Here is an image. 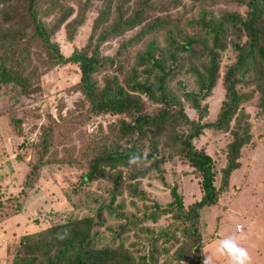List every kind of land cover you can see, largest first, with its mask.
<instances>
[{"label":"trees","instance_id":"1","mask_svg":"<svg viewBox=\"0 0 264 264\" xmlns=\"http://www.w3.org/2000/svg\"><path fill=\"white\" fill-rule=\"evenodd\" d=\"M53 70L76 76L61 91L78 97L66 107L56 96L54 114L44 110L45 122L29 128L34 138L19 147L32 157L15 195L0 193V219L9 207L20 212L53 166L71 172V207L44 213L45 226L19 236L8 263L157 264L172 253L202 264L203 212L228 191L253 123L264 142V0H0L7 101L35 99ZM246 106L251 119L237 117ZM219 134L229 140L216 168L206 148ZM130 153L146 160L129 165ZM182 177L199 192L188 203ZM95 181L101 192L86 188Z\"/></svg>","mask_w":264,"mask_h":264},{"label":"rangeland","instance_id":"2","mask_svg":"<svg viewBox=\"0 0 264 264\" xmlns=\"http://www.w3.org/2000/svg\"><path fill=\"white\" fill-rule=\"evenodd\" d=\"M62 47L67 49L63 43L61 34L57 37ZM81 39V36H79ZM76 76L63 70H53L44 75L40 81L43 93L33 95L35 99L19 101L13 105L7 101V89H0V193L1 200L9 197L19 190L20 182L26 170V161L32 157L30 148L19 147L24 140L34 138V132H29L32 125L45 122L42 112L47 110L54 114L56 96L65 101L66 107L72 106L78 94H64L63 86L72 83ZM221 98V90L216 87L213 95L207 99L210 116L218 107ZM31 112V114H28ZM253 109L246 106L237 113V117L244 114L251 119ZM33 114V115H32ZM38 117H36V116ZM11 117L21 120V130L18 132L16 126L9 121ZM256 123L252 124V143L241 151L239 158L240 167L233 171L229 178L228 191L219 197L217 204L203 212V255H211L214 264H230L226 255L218 252L219 241L224 238L233 237L244 248L251 257V264H264V142L257 136ZM229 140L228 134H219L214 141L207 144V152L215 162L216 168L223 163L225 143ZM26 145V144H25ZM28 146V144H27ZM67 172L62 167H51L42 169L37 185L24 197L21 211L11 213L13 207L7 210L8 215L0 219V264L8 263L10 253H13L15 242L18 237L37 231L45 226L47 218L44 213L55 209H69L70 203L65 200L64 194L68 193ZM71 173V172H70ZM70 175V174H69ZM71 178V175H70ZM154 186L159 185L155 182ZM91 191L103 190L101 182H93L89 186ZM98 188V189H97ZM181 188L184 193L185 202H191L199 195L196 184L181 178ZM158 198H161L159 189H150ZM72 199H76L72 196ZM13 205L7 201L6 206ZM5 206V208H6ZM81 213V211L79 212ZM109 225L116 221L112 216ZM160 226H167L169 220L161 218ZM239 225V229L235 228ZM169 226V225H168ZM158 230V229H156ZM160 246V244H159ZM161 247V246H160ZM170 254V253H168ZM164 256V257H162ZM157 264H187L173 259L171 255H162Z\"/></svg>","mask_w":264,"mask_h":264},{"label":"clouds","instance_id":"3","mask_svg":"<svg viewBox=\"0 0 264 264\" xmlns=\"http://www.w3.org/2000/svg\"><path fill=\"white\" fill-rule=\"evenodd\" d=\"M145 160L146 157L143 153H130L127 163L129 165L140 166ZM218 252L229 257L230 264H251L248 250L242 247L233 237L221 239L219 241ZM202 264H214L213 257L205 255L202 259Z\"/></svg>","mask_w":264,"mask_h":264},{"label":"built area","instance_id":"4","mask_svg":"<svg viewBox=\"0 0 264 264\" xmlns=\"http://www.w3.org/2000/svg\"><path fill=\"white\" fill-rule=\"evenodd\" d=\"M237 230L240 228L239 225L236 226Z\"/></svg>","mask_w":264,"mask_h":264},{"label":"crops","instance_id":"5","mask_svg":"<svg viewBox=\"0 0 264 264\" xmlns=\"http://www.w3.org/2000/svg\"><path fill=\"white\" fill-rule=\"evenodd\" d=\"M236 228V227H235Z\"/></svg>","mask_w":264,"mask_h":264}]
</instances>
